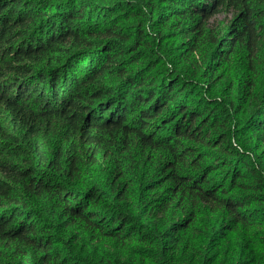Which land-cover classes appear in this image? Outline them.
Returning <instances> with one entry per match:
<instances>
[{"label": "trees", "instance_id": "1", "mask_svg": "<svg viewBox=\"0 0 264 264\" xmlns=\"http://www.w3.org/2000/svg\"><path fill=\"white\" fill-rule=\"evenodd\" d=\"M264 0H0V264H264Z\"/></svg>", "mask_w": 264, "mask_h": 264}, {"label": "rangeland", "instance_id": "2", "mask_svg": "<svg viewBox=\"0 0 264 264\" xmlns=\"http://www.w3.org/2000/svg\"><path fill=\"white\" fill-rule=\"evenodd\" d=\"M263 254H264V252H263Z\"/></svg>", "mask_w": 264, "mask_h": 264}]
</instances>
